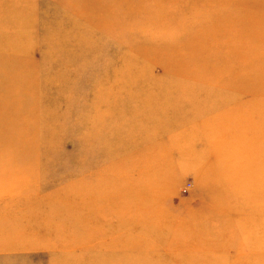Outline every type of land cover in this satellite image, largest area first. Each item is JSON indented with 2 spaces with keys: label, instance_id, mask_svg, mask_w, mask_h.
I'll use <instances>...</instances> for the list:
<instances>
[{
  "label": "rangeland",
  "instance_id": "374dc122",
  "mask_svg": "<svg viewBox=\"0 0 264 264\" xmlns=\"http://www.w3.org/2000/svg\"><path fill=\"white\" fill-rule=\"evenodd\" d=\"M0 264H264V0H0Z\"/></svg>",
  "mask_w": 264,
  "mask_h": 264
},
{
  "label": "bare ground",
  "instance_id": "6f19581e",
  "mask_svg": "<svg viewBox=\"0 0 264 264\" xmlns=\"http://www.w3.org/2000/svg\"><path fill=\"white\" fill-rule=\"evenodd\" d=\"M84 37H86V36H84ZM119 51H120V49H119ZM121 52V51H120ZM118 57H121V54H119V56ZM117 64H116V68H115V75H114V77H113V79L114 78H116L114 81H112V82H110L111 84H118V85H123V87H126V86H131V84H133V85H135V84H137L138 82H141L140 84H142V81L139 79V77L138 76H134V79H131L132 77H129V75L128 74H130V76H131V71H129V72H127L128 74V76L127 75H125V74H123V76H122V78H120V76H121V72H120V64L118 63V62H116ZM130 82H132L131 84H129ZM143 85V84H142ZM141 85V86H142ZM138 86V85H137ZM140 86V85H139ZM132 87V86H131ZM184 111V110H183ZM183 113V112H182ZM193 115H195L196 116V114H194L193 113ZM181 117H183V115L181 116ZM181 117H180V119H178V121L180 120L181 121ZM197 117V116H196ZM176 120V119H175ZM182 120H183V118H182ZM177 121V120H176ZM179 121V122H180ZM177 123V122H176ZM177 124H179V123H177ZM174 125V124H173ZM173 125H172V127H173ZM121 174H119V176H120Z\"/></svg>",
  "mask_w": 264,
  "mask_h": 264
}]
</instances>
